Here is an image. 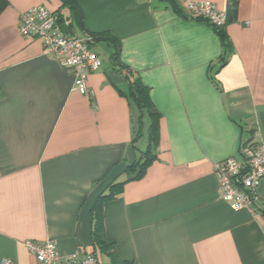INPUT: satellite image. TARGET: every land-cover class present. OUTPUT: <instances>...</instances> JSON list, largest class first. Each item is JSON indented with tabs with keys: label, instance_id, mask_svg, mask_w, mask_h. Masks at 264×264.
Returning a JSON list of instances; mask_svg holds the SVG:
<instances>
[{
	"label": "crops",
	"instance_id": "1",
	"mask_svg": "<svg viewBox=\"0 0 264 264\" xmlns=\"http://www.w3.org/2000/svg\"><path fill=\"white\" fill-rule=\"evenodd\" d=\"M175 1L184 15L167 0H75L79 26L62 0H0V264H38L26 239L94 251L92 207L117 181L102 213L123 260L264 264V180L250 208L232 209L214 173L242 141L264 140V0ZM188 1L225 11L227 49L209 22L186 17ZM38 4L101 57L88 94L39 39L18 34L20 14ZM102 32L118 40L117 61L93 38ZM131 79L149 88L155 143ZM149 144L154 158L134 178L128 167Z\"/></svg>",
	"mask_w": 264,
	"mask_h": 264
},
{
	"label": "built area",
	"instance_id": "2",
	"mask_svg": "<svg viewBox=\"0 0 264 264\" xmlns=\"http://www.w3.org/2000/svg\"><path fill=\"white\" fill-rule=\"evenodd\" d=\"M189 14L221 28L226 21L225 11H220L210 1H188ZM57 15L47 6L38 4L20 14L18 31L25 38L40 40L44 53L53 55L58 63L72 72L73 89L88 94L86 79L100 69L102 59L88 43L89 39L69 36L60 30ZM218 178L219 197L232 209L250 208L257 199V187L264 180V140L259 143L242 141L236 154L226 156L214 164ZM25 247L38 264H97L91 253L61 254L52 239H26ZM1 264H15L8 259Z\"/></svg>",
	"mask_w": 264,
	"mask_h": 264
},
{
	"label": "trees",
	"instance_id": "3",
	"mask_svg": "<svg viewBox=\"0 0 264 264\" xmlns=\"http://www.w3.org/2000/svg\"><path fill=\"white\" fill-rule=\"evenodd\" d=\"M169 4L178 12L182 13L181 8L179 5L176 3L175 0H167ZM63 5H67V7L70 10V18L75 21V23L79 26H81V14L76 7L75 0H62ZM57 15V23L61 25L64 20H62L61 14L55 12ZM186 17L189 18H195L198 20H202L199 17H194L191 14H185ZM71 28V25L69 26ZM219 35V38L221 39V43L223 45L224 50L229 47V43L226 40V36L223 32L222 27L217 28L214 27ZM93 38L96 39H103L106 40L107 43L110 45L112 48L111 55L114 57L115 61L118 59V53H119V42L118 40L111 35L108 32H102L98 35H93ZM130 84V90L135 98V101L140 109V114L142 115L143 111H146L147 115L150 117V124L148 127V139L155 143L157 140V131H158V126H157V118H158V112L154 109L152 102L149 97V88L144 85L140 80L138 79H131L129 80ZM152 144V143H151ZM151 145L149 144L145 150H142V156L140 160H137L136 162L130 164L128 167L131 171H135L133 177L138 178L140 175H143V172L147 166V164L154 158V154L151 151ZM124 181H117L113 182L109 185L107 190L105 192H102L99 194L92 207V220H93V225L92 230H91V242L92 245L95 247L94 251H91V254L94 255V257L97 260V264H131L130 261L123 260L120 258L118 252L116 251V246H115V241L112 239H108L104 233V225H103V213H102V205L103 202L115 197L118 192L119 188L123 184ZM98 251L100 254H103L105 257V260H101L98 254L95 252Z\"/></svg>",
	"mask_w": 264,
	"mask_h": 264
},
{
	"label": "water",
	"instance_id": "4",
	"mask_svg": "<svg viewBox=\"0 0 264 264\" xmlns=\"http://www.w3.org/2000/svg\"><path fill=\"white\" fill-rule=\"evenodd\" d=\"M60 30L64 33H66V31L68 30V26L66 24H61L60 25Z\"/></svg>",
	"mask_w": 264,
	"mask_h": 264
},
{
	"label": "rangeland",
	"instance_id": "5",
	"mask_svg": "<svg viewBox=\"0 0 264 264\" xmlns=\"http://www.w3.org/2000/svg\"><path fill=\"white\" fill-rule=\"evenodd\" d=\"M100 50L103 51V50H104L103 47H101ZM102 53H103V52H102ZM103 54H104V53H103Z\"/></svg>",
	"mask_w": 264,
	"mask_h": 264
}]
</instances>
